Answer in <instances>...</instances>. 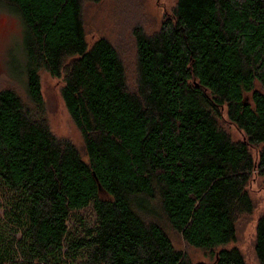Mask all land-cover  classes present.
<instances>
[{
    "label": "trees",
    "instance_id": "1",
    "mask_svg": "<svg viewBox=\"0 0 264 264\" xmlns=\"http://www.w3.org/2000/svg\"><path fill=\"white\" fill-rule=\"evenodd\" d=\"M2 1L26 29L32 107L0 89L1 229L13 235L0 231V264H206L142 215L152 202L187 246L220 247L214 264H246L225 246L253 210L252 174L264 175V0H176L155 32L133 27V89L114 46L87 43L86 0ZM40 69L62 79L83 155L51 132ZM223 108L245 140L218 125ZM254 253L264 264V212Z\"/></svg>",
    "mask_w": 264,
    "mask_h": 264
},
{
    "label": "rangeland",
    "instance_id": "2",
    "mask_svg": "<svg viewBox=\"0 0 264 264\" xmlns=\"http://www.w3.org/2000/svg\"><path fill=\"white\" fill-rule=\"evenodd\" d=\"M176 0H86L83 3L82 20L85 28V39L91 44L98 37H105L117 50L124 68L127 85L130 89L136 87L137 63L136 49L132 37V28L138 26L146 33L155 32L161 21L171 17ZM25 27L17 13L0 0V89L11 88L19 96L27 108L32 102L27 93L26 67L27 58L24 52L26 39ZM40 91L44 102L45 116L51 132L59 138L70 140L84 154L82 138L72 123L61 98L62 79L54 78L43 69L38 72ZM254 89H261L255 82ZM218 125L227 132L233 141L245 140L244 134L238 130L226 117V110L221 109ZM253 159L257 160L258 147L249 146ZM84 157V156H83ZM247 190L253 202V210L248 214H239L235 222L236 239L226 248L236 247L244 257L246 264H259L254 253L255 223L264 212V175L256 172L248 183ZM153 208V209H152ZM150 209L143 210L142 215L159 222L167 233L176 249L184 252L190 261L214 264V256L220 247L204 250L187 246L181 237L173 231L162 215L158 203H151ZM3 208H0V231L13 236L8 227L1 229ZM85 227L94 221L91 210L80 212ZM8 225H10L8 223ZM80 230L82 228L80 227ZM0 232V233H1ZM16 238L19 234L14 233ZM10 238V237H9Z\"/></svg>",
    "mask_w": 264,
    "mask_h": 264
},
{
    "label": "water",
    "instance_id": "3",
    "mask_svg": "<svg viewBox=\"0 0 264 264\" xmlns=\"http://www.w3.org/2000/svg\"><path fill=\"white\" fill-rule=\"evenodd\" d=\"M99 190H101L100 186H99Z\"/></svg>",
    "mask_w": 264,
    "mask_h": 264
}]
</instances>
